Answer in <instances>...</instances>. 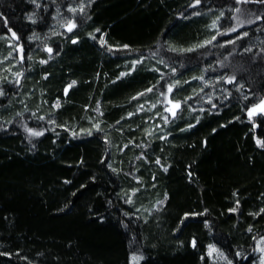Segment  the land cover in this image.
Instances as JSON below:
<instances>
[{
  "label": "trees",
  "instance_id": "1",
  "mask_svg": "<svg viewBox=\"0 0 264 264\" xmlns=\"http://www.w3.org/2000/svg\"><path fill=\"white\" fill-rule=\"evenodd\" d=\"M76 2L0 0V264H256L264 0Z\"/></svg>",
  "mask_w": 264,
  "mask_h": 264
},
{
  "label": "rangeland",
  "instance_id": "2",
  "mask_svg": "<svg viewBox=\"0 0 264 264\" xmlns=\"http://www.w3.org/2000/svg\"><path fill=\"white\" fill-rule=\"evenodd\" d=\"M71 2V6H76L78 4V2H76V0H70ZM68 11L69 12H72L73 10L71 8H68ZM210 12V11H208ZM225 16V12H219V20L222 19V17ZM61 22H59L58 25H62V19H60ZM205 86L209 89L208 90V93L206 94V98L209 99L210 96H214L216 91H218L219 89H217L215 86H214V83H207L205 84ZM2 96V91L0 90V97ZM260 102L257 104L259 105ZM174 103L170 102V100H168V97H164V108L166 110V112H168L169 114H174L177 110L176 107H174ZM257 107V106H256ZM255 113H260V114H264V111H261L259 108L256 109ZM255 250H256V253H257V261H256V264H264V238H260L257 243H256V246H255ZM209 254L212 258V260L218 264H222L224 263V260H223V256L220 255L219 252H217L216 249H214L213 247L210 248V251H209Z\"/></svg>",
  "mask_w": 264,
  "mask_h": 264
},
{
  "label": "snow or ice",
  "instance_id": "3",
  "mask_svg": "<svg viewBox=\"0 0 264 264\" xmlns=\"http://www.w3.org/2000/svg\"><path fill=\"white\" fill-rule=\"evenodd\" d=\"M197 2H199V0H197ZM245 2H246V0H245ZM237 11H239V9H237ZM74 27H75L74 24H70L68 30L71 31L72 28H74ZM13 35H15V34H13ZM245 35H246V34H245ZM125 47H126V46H125ZM48 51L50 52L51 49H48ZM74 83H75V82H73V84H74ZM170 90H171V89H169V91H170ZM174 107L178 108V107H179V104H175ZM257 108H259L261 111H264V100H262V101L260 102V104L257 105ZM255 111H256V108L251 109V110L249 111V115L251 116ZM34 134H37V135H38V133H34ZM257 143H258V144H261V146H264V143H261L260 141H257ZM133 259H135V257H134Z\"/></svg>",
  "mask_w": 264,
  "mask_h": 264
}]
</instances>
